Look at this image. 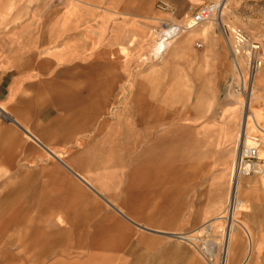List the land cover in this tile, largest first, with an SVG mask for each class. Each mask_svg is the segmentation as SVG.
<instances>
[{
    "label": "rangeland",
    "instance_id": "1",
    "mask_svg": "<svg viewBox=\"0 0 264 264\" xmlns=\"http://www.w3.org/2000/svg\"><path fill=\"white\" fill-rule=\"evenodd\" d=\"M15 3L20 14L16 23L43 24L51 8L61 7L64 19L59 16L57 20L74 25L59 45L36 49L39 58L48 54L52 59L63 55L65 60L67 56L74 60L43 65L48 72L63 74L60 80L50 79L49 87L64 89L63 110L53 123L58 129L62 126L63 135L53 137L57 142L47 146L63 153L105 198L19 130L23 140L15 143L11 137L0 145V264H138L142 254L145 257L139 264H151L153 257L156 263L165 257L179 263L189 252L192 259L211 264L201 248L213 247L214 241L218 247L212 264H221L227 225L225 219L215 217L228 216L237 133L248 112L264 128V0ZM213 7L207 21L186 29L197 12ZM69 8L74 15L66 16ZM171 25L184 31L159 56L155 52L158 41ZM235 29L246 33L248 44L238 45ZM252 43L260 46L262 59L256 73L248 64ZM253 74L250 112L244 103ZM110 87L112 104L106 107L104 117L109 123L104 125L102 113L98 119L93 117L100 93ZM138 97L174 112L172 125L189 128L184 137H194L202 128L207 140L201 157L188 160L186 154L183 159L176 153L160 159L159 174L147 184L139 149L128 156L120 149L110 150L111 138L101 147L116 129L113 123L119 108H132ZM2 113V123L12 120ZM249 135L258 139L259 156L264 158V134L252 125ZM79 142L83 144L78 146ZM258 191L260 196L254 195ZM262 194L263 190L247 187L238 192L243 204L235 217L248 227L251 216L262 218L258 208L263 204ZM236 228L248 249L247 233L238 224ZM258 228L262 238L256 242L252 232L254 246L264 248V230L261 224ZM196 230H201L200 235ZM165 232L193 233L197 240H177ZM169 249L172 252L167 254Z\"/></svg>",
    "mask_w": 264,
    "mask_h": 264
},
{
    "label": "crops",
    "instance_id": "2",
    "mask_svg": "<svg viewBox=\"0 0 264 264\" xmlns=\"http://www.w3.org/2000/svg\"><path fill=\"white\" fill-rule=\"evenodd\" d=\"M15 2L16 0H0V110L3 113H8L12 118L5 124L0 119V145L8 143L11 137L15 139V143H19L22 139L19 133L23 131L29 139L43 145L51 157L73 172L87 187L105 198L88 177L64 158L63 153L47 146V143L57 142L56 139L53 141V137L59 138L63 135L62 126L58 129V127L53 126V123L59 117L57 113L63 110L64 89L62 86L49 87L48 81L50 79L60 80L63 74L54 71L48 72L43 65H56L74 60H70L68 56L65 60L63 55L60 58L52 59L53 57H49L48 54L43 55L47 58L44 60V57H37L36 49L59 45L68 36L66 33L74 30V25H66L67 23L64 24L60 19L57 20V17L63 16L61 12L63 8L61 9V7L51 8L43 24H29L26 21L16 23L20 14L16 12ZM74 12L73 9L69 8L65 14L66 16L67 14L74 15ZM111 89L110 87L101 92V96L95 105L93 118L98 119L99 113H102L104 125L109 123L104 116L106 107L112 104L113 92ZM135 102L132 108L125 106L119 108V115L113 123L116 129L111 136L106 138L107 140L103 141L101 147L105 148L106 143L111 138L110 150L120 149L128 156L139 149L138 157L143 161L142 169H144L145 184L150 179H156L160 170L157 167L160 159H168L176 153H181L180 157L183 159L186 158L184 157L186 154L188 160L202 156L207 144L205 130L201 128L197 130L194 137L188 135L184 137V132L187 133L189 128L182 125H172L174 112L152 105L139 97L136 98ZM54 112L55 114H53ZM238 140L239 134L237 133V142ZM82 144L79 142L78 146ZM234 156L236 157V149ZM258 177L254 181L239 179L237 184L231 180L227 212L231 201L232 203L234 201V205L236 203V207L232 211V218L230 214L229 221L225 219V223H229L224 235V264H264V248L255 247L253 240L255 237L256 242H258L262 238L259 237V230H257L260 224L262 225L261 230H264V180L260 176ZM241 187L263 190V204L262 207L258 206L259 209H262V218L254 219L251 216L248 219L249 227L235 217L237 210L243 204V201L237 198ZM234 194L237 197L234 198ZM257 194L260 196L259 191L254 193V195ZM106 200L109 202L108 199ZM117 211L129 221L135 222L122 209L117 208ZM215 219H223V214H219ZM212 224L213 222L205 225V230H209ZM235 224L242 227L247 235L250 234L251 242L249 241L248 249L244 246L241 231L235 229ZM252 232L255 234L254 237ZM165 233L174 239L185 241L188 240L183 239L181 235L195 236L193 233L185 232ZM196 233L200 235L201 230H196ZM168 251L167 254L172 252L171 249ZM144 257L143 254L137 257L138 264ZM158 261L156 263V258L153 257L151 264H204L200 259H192L190 252L179 263H172V259L166 257L162 262L159 259Z\"/></svg>",
    "mask_w": 264,
    "mask_h": 264
},
{
    "label": "built area",
    "instance_id": "3",
    "mask_svg": "<svg viewBox=\"0 0 264 264\" xmlns=\"http://www.w3.org/2000/svg\"><path fill=\"white\" fill-rule=\"evenodd\" d=\"M54 3H64L68 0H51ZM211 16V10L204 8L197 12L193 17L195 25L207 21ZM234 35L238 45H245L249 43V37L241 29H235ZM260 46L257 43L251 44V49L248 51L249 69L251 72L256 71L262 66V59L258 55ZM259 147H245L241 146L238 155L232 165V171L235 178L244 176H261L264 177V158L259 156ZM214 251L212 247L201 248V253L209 263L214 262V255L208 251Z\"/></svg>",
    "mask_w": 264,
    "mask_h": 264
},
{
    "label": "bare ground",
    "instance_id": "4",
    "mask_svg": "<svg viewBox=\"0 0 264 264\" xmlns=\"http://www.w3.org/2000/svg\"><path fill=\"white\" fill-rule=\"evenodd\" d=\"M215 7L213 8H210V10L212 11ZM217 8V7H216ZM172 27L166 31L163 32V34H161L160 36V40L158 41V44H157V49L155 50L156 54H158L159 56L160 55H163L169 48L170 44L172 43V41L174 40V38L178 35V33L180 31H184L183 27L181 26H178V25H171ZM195 27V24L193 22V19L190 20L188 23H187V28L186 29H192ZM185 29V30H186ZM205 31V30H204ZM203 31V33H204ZM235 67L236 69L239 71L240 73V77L242 78L243 80V83L245 82L246 78L242 72V68H241V65L236 62L235 63ZM255 75L253 74L252 76H250V84H249V89H248V100L246 101V103H244V107H246V110H250L251 112V95H252V92H253V77ZM245 84V83H244ZM245 86V85H244ZM250 119H252V123H250ZM242 129L240 131V134H239V140H238V143H237V147H236V157L238 155V152H239V149L241 148V146H245V147H259V143L257 142L258 139L254 138V137H251L249 135V130L251 129L252 125L261 133L264 134V128L258 123V117L255 116V114H251V113H246V115L244 116V119H243V122H242ZM235 157V158H236ZM232 174H233V171H232ZM234 174H233V178H232V181L235 182L237 184L238 180L240 178H234ZM261 177V176H260ZM263 180H264V177H261ZM237 197L235 194H234V198ZM238 198V197H237ZM236 198V199H237ZM236 207V203L234 205V201L232 203V201L230 202V206H229V209H228V216L227 218H224L223 219H230V214H231V218H232V211L233 209H235ZM235 219V218H234ZM228 223L227 222V227L228 228ZM227 231H225L226 233ZM181 237L183 239H187L189 242H192L197 240V237L196 236H186V235H181ZM248 237H249V241L251 242V236L250 234L248 233ZM212 244V248H214V251H208L210 252L212 255H216L217 254V247H218V242H211ZM251 244V243H250ZM225 249V248H224ZM223 249V251H224ZM225 262V257L223 258V260L221 261V264H224Z\"/></svg>",
    "mask_w": 264,
    "mask_h": 264
}]
</instances>
